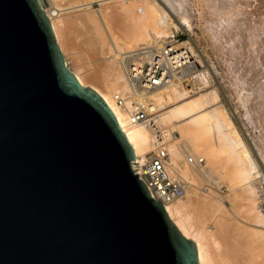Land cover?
I'll list each match as a JSON object with an SVG mask.
<instances>
[{
    "label": "water",
    "instance_id": "water-1",
    "mask_svg": "<svg viewBox=\"0 0 264 264\" xmlns=\"http://www.w3.org/2000/svg\"><path fill=\"white\" fill-rule=\"evenodd\" d=\"M39 0H0V264H199Z\"/></svg>",
    "mask_w": 264,
    "mask_h": 264
},
{
    "label": "rangeland",
    "instance_id": "rangeland-1",
    "mask_svg": "<svg viewBox=\"0 0 264 264\" xmlns=\"http://www.w3.org/2000/svg\"><path fill=\"white\" fill-rule=\"evenodd\" d=\"M119 1L121 0H43L47 8H58L62 17L67 18L69 16L67 18L68 21H72L75 17L84 13L91 16V19L97 21L99 24L96 27H101L102 31L103 28L100 26L98 18L99 11L101 9L103 11L105 6L112 5V3L116 5L117 3L115 4L114 2L120 3ZM148 1L153 3V7L157 8V20L160 23L161 31L169 33L170 36L172 33H178L183 41L187 42L191 35L205 57V59L201 58L197 52L192 50L198 63V72L200 74L196 75L195 73V76H190L188 80L179 82L178 84L177 82L175 83L178 86L174 87V89L181 90V94L185 95H183L182 99L192 100L197 105V110L194 113L175 118L176 124L186 125L205 116L204 124L209 127V146L213 145L215 147L217 145V148L220 145L218 149L221 146L223 148H221L223 152L220 150L222 153V165L220 162L218 163L221 167L216 166L217 164L213 165L215 168L218 167V169L212 168V172L209 170L210 167L203 168L204 172L200 173L203 176H200L194 172V174L189 173L187 171L188 168L183 164L186 162L184 158L188 155L189 150L193 148V145L185 141L186 139L177 143L176 146L180 152L176 148L177 150H175L174 154L176 167L172 171L174 169L179 171L188 181L185 195L186 200L188 196L191 197L190 195L194 193L198 195V199L200 198V201L197 199V201L191 202V207L188 206V210L190 214L195 215V218L200 217L201 212L199 213V211H202L203 204L211 202L214 198V201H218L217 203L222 207L219 211H213V214L209 213L210 216L205 219V222L208 221L207 224L205 223L206 226L215 230L219 222L224 220L237 223L241 227L253 226L252 224L256 220V213L258 211L264 216V0H250V3L253 5L248 3V0H228L226 5L219 0ZM89 2L92 4L90 7L83 6ZM103 2L106 5L105 3L102 5L101 3ZM247 4H250V7ZM116 6L117 9L121 8L123 10L121 12H124V9L120 5L117 4ZM251 6L254 7V10ZM247 7L253 11L250 10L252 11L250 12L248 9L246 11ZM229 8L231 10H228ZM243 11H245V18L243 17L244 14L241 13ZM118 12L120 11H117L116 16L119 14L123 18L124 14L122 13L123 15H121ZM230 13H233V16ZM246 17L249 18L247 19L248 21H245ZM118 18L116 19V23H112V27L115 25V27L120 28L119 26H121L124 30L125 24L123 23V19L119 18L118 21ZM178 20L188 21L190 25L189 34L179 24ZM185 28H187V25ZM73 29V31L70 29L73 41L76 42L75 44H77L78 48L80 47V50L78 48L77 50L83 53L81 54L82 60L80 58L78 60V55H73L77 57L75 60L71 56L72 54H69L70 66L75 67L74 69L76 70L80 69V75L82 76L83 74L88 85L94 84L104 89L105 85L102 79L106 76L105 64L110 60L106 58L109 46L105 45L107 50L105 48L103 52L106 55L103 52L102 55L95 54L89 47L84 46L87 45L86 41H84L87 40L86 36H90L92 32L86 31L84 33L83 31L82 33V30H78V28L77 31L76 28ZM100 29H97L96 32ZM102 31L100 30L99 32L102 33ZM113 31L114 33L117 31L118 33L115 34L118 35L119 33H124V31L114 29V27ZM74 33L77 35L76 37ZM122 36L121 34L118 37L121 38ZM124 45L122 44L119 48L126 47ZM122 48L119 52L123 49L126 51L130 50ZM76 66H79V68H76ZM119 67L121 68V66ZM165 106V104H156L158 110L157 119L162 127L167 125V119L164 118V115L168 108ZM181 145L186 150H183ZM197 149L202 150L201 148ZM199 150L196 152L201 157L200 159H202L201 163L207 166V159L204 157V153H202L204 151L199 153ZM220 151L217 153H220ZM241 165L244 170L242 168V170H239ZM244 171H253L254 173H251L257 174L255 176L258 179L255 180L253 178V185L257 190V195L259 196H257L258 202L261 205L258 210H252L248 207L249 202L243 195L240 188L241 184L239 183V185L237 182L238 178H234L237 183L233 188L231 187V183L229 184L228 182L233 176L238 177L236 176L237 174L245 173ZM194 195L192 196L193 198ZM185 199L183 198L184 201ZM208 215H205V217Z\"/></svg>",
    "mask_w": 264,
    "mask_h": 264
},
{
    "label": "bare ground",
    "instance_id": "bare-ground-1",
    "mask_svg": "<svg viewBox=\"0 0 264 264\" xmlns=\"http://www.w3.org/2000/svg\"><path fill=\"white\" fill-rule=\"evenodd\" d=\"M219 1L223 3L224 5H226L228 0H219ZM248 1H249L248 3H250V0ZM119 2L120 3L118 2H114V3L115 4L117 3L118 5H120L124 9V12H121L123 11L121 10V8L117 9L116 8L117 4L114 5L113 3L112 5L105 6L103 11H101L102 9L99 11L98 18H99L100 26H102L103 31L106 34L105 35L102 29H100L101 27L100 28L96 27L97 25L99 26V24L97 21L94 20L96 22L95 23L91 19V16L85 15V13L84 14L79 13L80 15L78 17H75V19H73L72 21H68L67 18L69 16L67 18H65L64 16L62 17V15H60L61 12H59L58 8L49 9L45 6L43 0H39V3L42 5L47 16L49 17L55 39L63 53L65 62L67 63L68 67L73 71V73L76 75V77L79 79V81L83 85H88V82L83 76V74H82L83 77L80 75L81 74L80 69H78L79 70V73H78V70L74 69L75 67L73 68L69 64V57H68L69 54L70 55L72 54L71 55L72 57H74L73 55H78L79 56L78 60H79V58L81 59V54L83 53V52L82 53L79 52L80 47L78 48L76 46L77 44H75L76 42L73 41V38L70 32L74 30L73 28H76V31H77V28L78 30L79 29L82 30V33L83 31L84 33L86 31L92 32L90 36L88 37L86 36L87 40H84L86 41V44L88 46L87 45H84V46L89 47L95 54L102 55V52L106 48L105 45L107 44L109 46L108 53H107L108 55H106V53L103 52V54L106 55V58L110 59L108 60L107 64H105L106 66L104 69H105L106 76L104 75L105 77L103 76L104 79H102L104 82L103 84L105 85V88L102 89L98 85H94V84L90 86H92L94 89H96L99 92V94L104 98V100L107 102V104L110 106V108L114 112L118 123L120 124L122 130L126 134L128 141L133 146V149L135 151V158L137 161V165L141 166L142 163L152 153V151L155 150L158 142H157V139L153 131L146 124V122L144 121L143 122L142 121L131 122L129 119L128 108L120 106L114 98V94L116 92L125 95L129 91V84L125 76V72H124V69L121 63L120 56H122V53L126 51L123 48L132 49L143 43H149L152 41L161 42L163 40L168 39L170 34L165 33L164 31H161V28L159 25L160 23L157 20V14H158V13L156 14L157 8L153 7L154 6L153 3L149 2L148 0H121ZM104 3L105 2L101 4L104 5ZM243 3H247V2H243ZM91 5H92L91 2H89V3L84 4L83 6H87L88 8ZM230 5L232 4L230 3ZM115 9H117V11H120L118 13H121V15L124 14L123 18L120 17L119 14L116 16L117 11H115ZM247 9L249 11L252 10L251 8L247 7L246 11H248ZM228 10H231V8H229ZM253 10H254V7H253ZM244 12L245 11L241 13L244 14ZM248 13H246V15H248ZM232 14L230 13V15ZM118 16L119 18L123 19L125 28L123 30L121 26H119L121 24L118 25L120 28H117V26L115 27V25L113 27L114 29H120L124 31V33H121L123 35L121 38L118 37V36H121V34L120 33L119 35L115 34L118 32L116 31L114 33L113 27H112L113 25L112 23L113 22L116 23V19L118 18ZM244 16L245 14L243 15V17ZM119 18H118V21H119ZM247 19L249 18L246 17L245 21H248ZM179 24L182 25L184 30L189 34L190 25L188 21L187 20L179 21ZM186 25H187V28H185ZM70 29L72 31H70ZM97 29H100L103 34L99 32L100 30L96 32ZM74 36L76 37L77 35H75L74 33ZM105 41L109 43L107 42L105 43ZM182 43L186 45L187 47H189L191 51L193 50L194 52H197L201 58L205 59L202 50L197 45L196 41L192 38L191 35L189 37L188 42L183 41ZM122 44H125L126 47H123V48L121 47L123 49L122 50L123 52L122 51L119 52V50L121 49L119 47ZM77 48L79 50H77ZM77 51L79 52L80 55L78 54ZM74 59L76 60L77 57H74ZM79 66L78 67L76 66V68H79ZM119 66H121V68ZM186 73H192L193 76H195V73L196 75L200 74L198 72V68H195L194 66H191L189 68V71ZM175 83L176 81L170 84L164 85L163 87L155 91V93L153 94V98L155 102H157L156 103L157 105L165 104L166 105L165 107L168 108V109L166 108L167 112L164 115V118L167 119L166 120L167 125L163 126V127L169 128L171 131L169 135L165 136V145L169 153L168 158H167L168 168L170 171H172L173 168L176 167L174 163L175 150L178 149L176 145L177 143H180V141H182L183 139L184 140L186 139L185 141L193 145L192 146L193 148L189 150L188 155L186 156V158H184L186 162L183 164H185V166L188 168L187 171H189V173L194 172L196 175L197 174L200 175L202 171L204 172L203 168L210 167L209 170H211L212 172V168L218 169V167L215 168L213 165L217 164L216 166H219V168L222 165V162H221L222 160L221 151L223 152V150H221L222 146L220 149H218L220 145L217 148H216L217 145L215 147H213V145L209 146L210 145L209 131H208L209 127L204 124V121H205L204 115H202L204 117L202 118L198 117L199 119L194 120L193 122H190L189 124H186V125L176 124L177 121L175 120V118L181 115H188V114L194 113L195 110H197V105L192 100H183L182 98L184 94H181L180 92L181 90L174 89V87L176 88V86H178V85H175ZM182 92L184 91L182 90ZM181 146L183 150L184 149L186 150V148H183V145ZM197 148H201L202 150L200 151ZM197 150H199V153L204 151L202 153H204L203 155L207 159V166L203 165V163H201L202 161H199L201 157L198 156ZM177 151H179V149ZM219 151L220 153H217ZM189 157H191L192 160H189ZM219 162L221 163V165L218 164ZM241 168H242V165L239 168V170L243 169ZM209 170L207 169L208 172ZM215 172L217 171L215 170ZM251 172L253 171H250V172L246 171L245 173L242 172V174L240 175L237 174L236 176L238 177L233 176L232 178L228 180V182L229 184L231 183L232 188L236 185L237 182L238 184L240 183L241 187L240 186L239 187L241 188L245 199L248 200L249 202L250 206L248 205V207H250L252 210L253 209L258 210V208H260L261 205L258 202L259 196L257 195V190L255 189L253 185V178L257 180L258 177L255 176L257 174L254 175L253 174L254 172L253 173ZM200 176H203V175H200ZM234 178L236 179L238 178L237 182H235L236 180ZM185 195H186V192L181 197L174 198L168 202H164V207H165L168 217L177 226V228L185 236L190 237L195 241L197 253L199 257V264H264V216H262L263 214L261 215V213L258 211V213H256V220L254 221V224H252L253 226H250V227H241L237 223L224 220V221L219 222L215 230H213L209 228V226H206L208 221L205 222V219L209 217L210 214H213L214 213L213 211L215 212L216 210L219 211L222 206L219 203H217L218 201L217 202L214 201V198H213L211 202H205L203 204L202 211H199V213L201 212L200 217L195 218L194 217L195 215L190 214L188 210L189 209L188 206L191 205V202L197 201L198 195L195 194L194 198L192 197L193 195H190L191 197L188 196L187 200L185 199ZM183 198L185 199V201L183 200ZM198 200L200 201V198ZM205 215H208V216L205 217Z\"/></svg>",
    "mask_w": 264,
    "mask_h": 264
},
{
    "label": "built area",
    "instance_id": "built-area-1",
    "mask_svg": "<svg viewBox=\"0 0 264 264\" xmlns=\"http://www.w3.org/2000/svg\"><path fill=\"white\" fill-rule=\"evenodd\" d=\"M182 42L178 33H172L161 42L143 43L123 52L120 59L129 91L125 95L118 92L114 94L116 102L128 108L130 121L146 122L157 139L155 150L134 171L145 182L151 195L163 204L183 196L188 181L179 171H170L168 168L169 153L165 136L171 131L158 122L153 94L164 85L193 77L192 73L186 72L191 66L198 68V63L194 53ZM189 160L192 158L189 157Z\"/></svg>",
    "mask_w": 264,
    "mask_h": 264
}]
</instances>
